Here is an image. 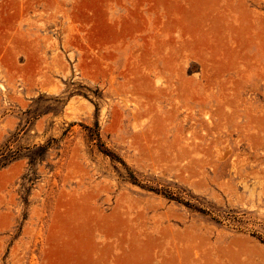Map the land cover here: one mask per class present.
<instances>
[{
  "label": "rangeland",
  "instance_id": "obj_1",
  "mask_svg": "<svg viewBox=\"0 0 264 264\" xmlns=\"http://www.w3.org/2000/svg\"><path fill=\"white\" fill-rule=\"evenodd\" d=\"M0 264H264V0H0Z\"/></svg>",
  "mask_w": 264,
  "mask_h": 264
},
{
  "label": "trees",
  "instance_id": "obj_2",
  "mask_svg": "<svg viewBox=\"0 0 264 264\" xmlns=\"http://www.w3.org/2000/svg\"><path fill=\"white\" fill-rule=\"evenodd\" d=\"M3 158H5V159H2V157H0V167L4 166V164H1L3 162V160L5 161V160L9 159L10 156L3 157Z\"/></svg>",
  "mask_w": 264,
  "mask_h": 264
}]
</instances>
